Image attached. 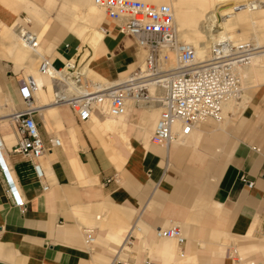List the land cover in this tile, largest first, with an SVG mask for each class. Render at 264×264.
Segmentation results:
<instances>
[{
	"label": "crops",
	"instance_id": "0c3cea01",
	"mask_svg": "<svg viewBox=\"0 0 264 264\" xmlns=\"http://www.w3.org/2000/svg\"><path fill=\"white\" fill-rule=\"evenodd\" d=\"M106 27L111 33H102L96 49H87L90 68L111 81L125 77L140 54L132 37L119 34L111 21ZM49 30L43 36L44 51L56 65L78 58L77 48L85 49L77 35ZM263 84L252 86L250 100L227 113L226 123L202 124L169 151L150 143L159 117L156 108H133L118 119L121 127L108 134L114 151H108L88 122L83 129L70 108L61 106L65 127L58 136L63 147L53 148L44 161L50 189L43 190L29 159L11 152L10 166L27 201L22 213L11 203L0 174V264H104L117 246L114 238L139 220L141 247L155 256L142 255L139 264H246L247 256L236 248L257 242L246 239L235 248L229 244L226 255L221 246L224 235L264 236V127L253 118L264 115ZM42 135L48 143L50 133L42 130ZM3 137L8 148L16 142L15 134L4 131ZM101 215L99 243L88 246L84 228ZM170 223H178L187 238L184 256L175 241L156 235L158 227ZM250 251L264 258L263 250Z\"/></svg>",
	"mask_w": 264,
	"mask_h": 264
},
{
	"label": "built area",
	"instance_id": "2783aa9c",
	"mask_svg": "<svg viewBox=\"0 0 264 264\" xmlns=\"http://www.w3.org/2000/svg\"><path fill=\"white\" fill-rule=\"evenodd\" d=\"M94 2L104 9L117 32L132 37L138 53H144L143 60L138 56L135 67L125 77L110 82L91 80L85 73L87 63L77 57L57 66L50 56L39 54L41 41L27 14L21 15L15 25L22 45L40 55V72L53 82V104L67 105L79 123L88 122L94 115L119 117L127 114L130 107L156 108L159 117L150 140L169 151L174 142L188 137L208 120L221 122L224 102L239 97L243 91L240 66L257 56L264 58V46L254 41H236L230 36L213 41L208 56L199 58L196 48L179 38L174 11L167 4L141 0ZM261 4V0H251L247 5L256 9ZM102 30L106 35L111 33L106 26ZM76 52L83 54L82 49L77 48ZM36 90L37 83L31 76L18 83V96L24 107L11 115L17 143L9 149L0 133V174L11 203L22 213L27 210V201L12 172L9 154L14 152L29 159L43 190L48 191L50 179L43 160L53 148L63 147L58 137L50 136L47 143L42 135ZM243 180L249 187L253 186L249 179L243 177ZM138 223L126 231L109 264H133L131 256L140 233ZM97 229L84 228L86 245L95 243ZM156 235L174 239L180 255L184 256L187 238L179 225L158 227Z\"/></svg>",
	"mask_w": 264,
	"mask_h": 264
},
{
	"label": "bare ground",
	"instance_id": "6f19581e",
	"mask_svg": "<svg viewBox=\"0 0 264 264\" xmlns=\"http://www.w3.org/2000/svg\"><path fill=\"white\" fill-rule=\"evenodd\" d=\"M141 1L156 5L160 3L161 4L167 3V5L171 6L174 11L175 27L177 29L179 38L183 42L193 45L196 48L197 55L199 58H205L208 56L209 47L213 41L226 36H230L236 41H254L257 44L264 46V0H261L262 4L257 6L256 9L252 7H248L247 4L251 2V0H141ZM57 4H58L57 0H45L43 4L44 6L43 5L40 6L39 4H37L32 0H0V20H1L0 41L8 45V47H10V50L14 56L13 59L18 61L19 63H23L22 65H25V67H27L29 71L28 74L35 79L37 83V90L35 91V96L39 94L41 97V101L38 106L41 107V116L44 117L45 122H43V124L47 132H49L51 136H55L52 135L53 133H55L56 134L55 137H58L62 143L61 138L57 134L59 130L64 129L65 127L60 107L67 105L53 104L52 102L54 95L53 82L48 75L41 73L39 68H36L37 67L36 57H38L40 63L39 54L47 55V53L44 51V46L41 43V46L39 48V54L33 52L34 54L32 56L29 55L27 50L20 42L18 34L15 29L16 21L20 17L19 15L20 12L25 11L27 14L31 16L30 19L31 23L33 25L38 24L39 31L42 32V35L45 34L51 22L50 20H46L47 18L46 16L49 10L53 11L55 9ZM57 8H59V12H56L57 15H55V18L59 19V21L67 25L69 29H71L75 33V35H77L78 37L84 40V43L88 44L93 49H96V47L102 40L103 37L102 33H105L102 30V26L99 29V32H95L94 34H90L89 32H88L89 34H87L85 32L88 28H92L93 27L92 24L94 25V23L98 20L99 12L100 9L102 8L96 5L94 0H61V3ZM78 9L80 11H78ZM105 18L108 20L106 13H105ZM34 31L38 33V31L36 30ZM39 38L42 42L43 36L41 37L40 35ZM87 46L85 50H87L88 52ZM4 49H6L5 45H4ZM2 51L3 50H1V52ZM139 54H140V59L143 60L144 53L141 52ZM87 55L88 54L86 53L84 54L85 57L84 56L83 57L86 58ZM73 60H76V58L74 57ZM85 73L94 82H98V83L110 82V80H107L104 77L97 74L96 72H94L90 68V62H87V65L85 67ZM239 73L241 76V82L243 81L242 82L243 91L244 90L248 91L247 94L245 95L247 97L244 98L246 101L247 100L249 101L251 97L249 91L252 88V84L254 80L260 79L262 82H264V58L262 56H257L251 61L241 65L239 68ZM103 79L107 81H104ZM261 81L259 82L261 83ZM255 84L256 83L254 82V85ZM239 97H237V99H239ZM7 101L9 102V106L12 107L13 101L11 96L10 98H8ZM234 105H235V98L226 100L224 102V112L225 110L226 111L231 110ZM0 109H2L1 106ZM131 109H133V107H130L129 111ZM147 109H153V108H147ZM127 114L119 117H112L109 115H105L107 116V119L105 121H102L98 116L94 115L88 121L89 129H92L94 131V133L96 134L95 136H98V138L100 139V141L108 151L110 150L114 151L111 140L110 138H108L109 132L113 131L114 129L116 130L120 128L121 126L119 124L118 119L123 120ZM11 115L12 113L11 114L6 113L3 115L0 114V128L1 130L7 131L8 134L14 135L15 133L13 132L11 126L12 125ZM177 128L179 127L177 126ZM55 129L57 130V133L54 131ZM15 137H16V142L13 145L17 143L16 134ZM123 137L124 140L128 142V139L125 136ZM188 137L179 139L174 143H185ZM13 145L9 149H11ZM121 166H122V162H121ZM138 222L141 233L142 226L140 220ZM175 224L179 225L178 223ZM247 239H250V237H247ZM119 240H120L119 236L117 238H114V241L116 242H118ZM171 240L175 241L174 239ZM252 249H258L264 251V241L257 242L255 245L239 246L238 249L236 250L240 255H242L243 250L250 251Z\"/></svg>",
	"mask_w": 264,
	"mask_h": 264
},
{
	"label": "rangeland",
	"instance_id": "374dc122",
	"mask_svg": "<svg viewBox=\"0 0 264 264\" xmlns=\"http://www.w3.org/2000/svg\"><path fill=\"white\" fill-rule=\"evenodd\" d=\"M32 1L36 2L40 6H42L44 4V2H45V0H32ZM57 3L58 4L56 5L55 9L53 11H50L49 10L48 11V14L46 16L48 18V19L46 18V20H50L51 21L50 22V29L52 30L54 28L55 29L57 28V29H59L62 32H71V33L75 34L71 29H69V27L67 25H65L64 23H62L61 21H59V19L55 18V15H57L56 12H59V8H57V7H59V5L61 3V0H57ZM163 3H165V2H163ZM165 4H167V3H165ZM78 11H80V10L78 9ZM22 13L23 14H27L25 11H21L19 15L21 16ZM27 16L31 19V16L29 14H27ZM108 22L109 21L105 18L104 10L103 9H100L99 16H98V20L94 23V25L92 24L93 27L91 26L92 28H88L85 33H87V34H89V33L90 34H94L95 32H99V29L101 28V26H106L108 24ZM0 23H1V20H0ZM31 26H33V29L34 30L38 31L39 36L41 35V37L44 36L46 33H48V31H46L45 34L42 35V32L39 31L38 24H35V25L31 24ZM51 30H49V31H51ZM80 39H81V42H82V46L85 47V49H86V46L88 44L84 43V40L82 38H80ZM41 43L44 46L46 44V39L43 38V41ZM0 44H2V45H0V106L2 108V109H0V111H1L0 114L3 115V114H6V113L7 114L8 113H10V114L11 113H14V111L19 110V109H22L24 107L23 104H22V102H21L20 97L18 96V83H19V81L21 79H24L25 77H29L30 75L28 74L29 71H28L27 67H25V65H22L23 63H19L18 61H16L15 59H13L14 56H13L11 50H10V47H8V45H6L5 43H3L1 41H0ZM4 45H5V48L6 49H4ZM8 48H9V50H8ZM24 48L27 50V52H28L29 55L32 56L34 54L33 52L30 51V49H28L26 47H24ZM85 49H83V50H85ZM1 50H3L4 52L3 51L1 52ZM85 51H83V54H81L80 57H78L77 59H80L81 62L82 61L83 62L85 61V63H87V62H90L91 61L92 54H89L87 52V50H85ZM86 53L89 54V57L84 58L85 57L84 54H86ZM48 55H49V52H48ZM97 57H98V54H97ZM36 66H37L36 68H39V59H38V57H36ZM92 66H93V64H90V67L91 68H93ZM103 80L104 81H107L108 79L107 80L103 79ZM259 81H261V80L260 79L254 80V82L256 84L254 85V82H253L252 86L259 85L258 84V83H260ZM263 83L264 82L261 81L260 84H263ZM261 87L264 89V84ZM247 92L248 91L244 90L241 93V95H240L241 98L240 97H239V99L235 98V105L233 106V108L231 110H228V111L225 110V112H224V118H223V120H224L225 123L228 121V119L226 118L227 113L237 111L238 109H240L243 106V104L246 103V100H245L244 97H247V96H245L247 94ZM3 94H5V95H3ZM4 96H5V98H4ZM10 96H11L12 101H13L12 107L9 106V102L7 101L8 98H10ZM35 97L38 99V105H39L40 104V101H41V97H40L39 94L36 95ZM66 107L69 109L68 106H66ZM140 110H143V109H140ZM262 117L263 118H258L256 116V117H253V118H254L255 122H257V120H258L259 121L258 122L259 125H262V127H264V115ZM43 120H44V117H43ZM238 120L241 122L243 120V118L242 117H239ZM77 124L80 127H82L83 129H84V126L86 125V123H79V122H77ZM119 124H120V121H119ZM203 124H205V125H209L210 124V125H214V126H219V124H222V121L221 122H217V121H214V120H209V121H207V122H205ZM11 126H12V130L15 132V127L13 125H11ZM42 130H46L43 122H42ZM153 130L154 129L151 130V135H152ZM0 131L2 132V134L4 136L3 131L2 130H0ZM54 131L57 133V130L56 129ZM52 135H55L56 136L55 133H53ZM151 135H150V139H151ZM90 136H91V138H92V140H93L94 143H98V141L96 140V138L91 133H90ZM150 143H152V142L150 141ZM46 158H47V156H46ZM46 158L43 160V162L46 160ZM112 161L115 162L114 160H112ZM49 178H51L50 175H49ZM104 218H105V215H101V219L98 222L90 223V224H88V227H98L99 230H102L101 222H102V220ZM129 228H130V225H128L122 231L121 236H120V240L118 242L114 241V244L115 245H119L121 243V240L123 239L126 231ZM137 235L139 237V242L136 243V245L134 247V253L132 254L131 257L137 259V262H138L137 264H139L141 262V256L142 255L148 256L151 260H154L155 259L154 254H152V252L148 248L141 247L140 233H138ZM246 239L247 238H245V237H233V236L224 235L223 236V243L225 245H222L221 246V251L223 252V254L226 255L227 250H228L227 248H228V245L229 244H233L234 243V248H235L236 247L235 246L236 243H239L240 241H243V240H246ZM250 240L255 241V242H260V241L262 242V241H264V236L257 237V238H255L254 236H252L250 238ZM98 243H99V240L97 239L94 245H97ZM114 249L115 248H112L111 249V253L112 254H113ZM236 249H238V248H236ZM247 251H249V250H247ZM230 252H231V255L234 257V259L240 257V256H238V254H236L234 252V249L233 248L231 249ZM250 252L251 251L246 252V250H243V252H242L243 253L242 254L243 256H247L246 257L247 259L245 260L246 264H251V261H254L256 264H258V262L259 263L261 262V264H264V258H263V256L260 253H250ZM110 261H111V257L108 258L104 264H109ZM133 264H135L134 261H133ZM189 264H192V263H189Z\"/></svg>",
	"mask_w": 264,
	"mask_h": 264
}]
</instances>
